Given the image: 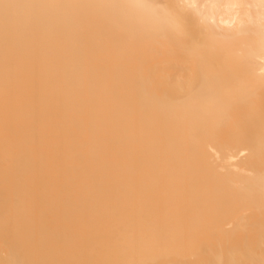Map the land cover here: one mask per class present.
<instances>
[{
    "label": "bare ground",
    "instance_id": "6f19581e",
    "mask_svg": "<svg viewBox=\"0 0 264 264\" xmlns=\"http://www.w3.org/2000/svg\"><path fill=\"white\" fill-rule=\"evenodd\" d=\"M0 264H264V0H0Z\"/></svg>",
    "mask_w": 264,
    "mask_h": 264
}]
</instances>
